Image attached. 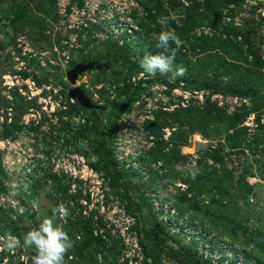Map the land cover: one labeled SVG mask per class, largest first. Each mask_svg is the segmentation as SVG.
Here are the masks:
<instances>
[{
	"label": "rangeland",
	"instance_id": "obj_1",
	"mask_svg": "<svg viewBox=\"0 0 264 264\" xmlns=\"http://www.w3.org/2000/svg\"><path fill=\"white\" fill-rule=\"evenodd\" d=\"M210 1L227 0H0V235L22 240L63 203L74 241L103 242H90L85 257L68 253L66 264H264V144H256L264 110L239 124L248 128L240 146L229 141V120L202 132L177 119L187 108L252 106L213 91L226 75L185 88L201 80L192 61L219 53L264 73V0L220 7L218 28L200 15ZM160 17L183 41L173 66L187 72L175 80L140 67L163 51ZM231 39L246 58L231 59ZM89 60L104 66L72 85L66 71ZM76 85L101 108L71 98ZM197 140L208 149L197 151ZM99 155L109 161L101 170L89 164ZM34 254L0 251V264L32 263Z\"/></svg>",
	"mask_w": 264,
	"mask_h": 264
},
{
	"label": "trees",
	"instance_id": "obj_2",
	"mask_svg": "<svg viewBox=\"0 0 264 264\" xmlns=\"http://www.w3.org/2000/svg\"><path fill=\"white\" fill-rule=\"evenodd\" d=\"M227 1H222L217 5L211 1L210 3L205 4L207 7V13H201V17L208 18L211 25L218 28L222 25V12L219 11L220 7L228 5V3H232V0H229L230 2ZM235 3L239 5L241 1L235 0ZM214 42L217 43L219 42V40H215ZM240 44L243 43L235 42L233 39H231V42L229 44L231 47V51L229 52V55L232 56L231 59L246 58L244 57L243 47ZM211 56L212 59L204 61L202 66H197L200 63L198 61L191 62V64L193 65V69L200 67L198 75L201 76V80L196 81L194 79L192 80V82L188 83L185 88L191 90L207 89L210 85L208 82L210 80V73L215 74V76L226 75L228 78L226 79L225 86L216 87L213 89V91L222 92L225 94H233L239 96L240 98H248L252 102L251 108L246 109L245 112H234L232 114H228L227 112H223L221 110L203 111L198 108H187V110L185 111L186 113L182 111L177 114V119H179L181 125L184 123H188L192 127L198 128L202 132H205L209 125H212L216 122L229 120L231 128L234 129L233 134L228 135L229 141L232 142L233 145L240 146V144L242 143L241 139H243V137L247 135L248 128L244 125L239 126V124H242L251 112L264 110V73H261L260 75L257 73L253 74V71L251 69L246 68L242 64L228 61L219 53ZM177 57L178 56L176 55V59ZM230 68H232L233 70L232 75L229 72ZM237 71L239 72V74L237 73ZM166 118L167 116L163 117L164 125L168 123L166 121ZM261 127L263 131L258 136H256L257 145L261 143L264 144V123L261 124ZM89 164L97 170H101L108 166L109 161L105 158V156L99 155L97 159H95L93 162H89ZM70 224L72 228L76 226L73 225L72 222ZM85 226L83 228L85 230H88L89 227ZM70 237L73 241L74 239H76L74 236ZM161 239L163 240V242H165L166 236H162ZM90 242L93 245L100 244L101 246H103V242L99 238L97 240L96 238L87 236L81 244H78L76 241H74V246L69 251V253L77 252L81 256L85 257L86 252L84 250L86 249V247H88ZM146 256L147 258L151 257L149 252H146ZM193 261H195V259H193ZM28 264L32 263L29 262ZM146 264H149L148 261H146Z\"/></svg>",
	"mask_w": 264,
	"mask_h": 264
},
{
	"label": "clouds",
	"instance_id": "obj_3",
	"mask_svg": "<svg viewBox=\"0 0 264 264\" xmlns=\"http://www.w3.org/2000/svg\"><path fill=\"white\" fill-rule=\"evenodd\" d=\"M162 29L156 36V47L163 51L154 55H145L140 61L143 72L149 76L157 73L177 79L186 75L183 65H174L178 50L183 41L173 29H166L167 20L160 17L157 21ZM174 45V47H173ZM197 170L192 165L191 175L195 178ZM70 216L69 208L61 203L53 206L51 215L42 219L38 227L29 230L21 238L7 233L0 235V251L15 253L18 249H33L32 264H66V256L74 246V241L65 230Z\"/></svg>",
	"mask_w": 264,
	"mask_h": 264
},
{
	"label": "water",
	"instance_id": "obj_4",
	"mask_svg": "<svg viewBox=\"0 0 264 264\" xmlns=\"http://www.w3.org/2000/svg\"><path fill=\"white\" fill-rule=\"evenodd\" d=\"M180 21H183L180 18ZM104 64L99 63L96 60H89L87 62H79L76 63L72 68H69L66 71L67 78L71 82L72 85L77 83L78 78L80 75L86 71L93 70V69H102ZM69 96L79 102V104L88 110L94 111L96 109H100L101 106L99 104H95L92 99L87 95L84 88L79 85L73 86L69 89L68 92ZM195 149L199 150H207L208 146L200 140H197L195 143ZM175 248H178V244L175 242L171 243Z\"/></svg>",
	"mask_w": 264,
	"mask_h": 264
}]
</instances>
